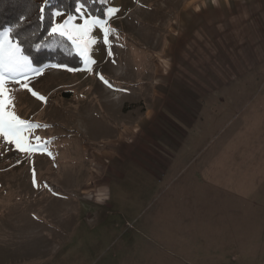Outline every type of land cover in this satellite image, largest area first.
<instances>
[{"label": "rangeland", "instance_id": "374dc122", "mask_svg": "<svg viewBox=\"0 0 264 264\" xmlns=\"http://www.w3.org/2000/svg\"><path fill=\"white\" fill-rule=\"evenodd\" d=\"M106 5L94 64L44 66L46 101L14 92L50 142L0 139V264H264V0ZM172 137L191 163L152 178L139 163L167 167Z\"/></svg>", "mask_w": 264, "mask_h": 264}, {"label": "snow or ice", "instance_id": "6c2138e0", "mask_svg": "<svg viewBox=\"0 0 264 264\" xmlns=\"http://www.w3.org/2000/svg\"><path fill=\"white\" fill-rule=\"evenodd\" d=\"M99 3L106 5L107 0H99ZM50 6L51 0H43V3L38 6V19L41 22L44 21L45 12L50 11L51 22L45 43H35L32 47L37 51L42 47H47L52 51H68L62 47L63 41L67 40L86 64H94L95 61L88 55L91 45L97 42L96 38L91 36L93 28L100 29L103 34V43L106 45L109 43L108 36L114 32V29L107 26V20L104 17L89 12L86 0H75L74 12L65 13L60 8ZM117 11L118 9L108 7L104 16L110 17ZM58 17L66 18L57 22L56 18ZM28 18L21 16L16 26L6 27L0 31V139L6 143L14 144L21 152L31 154L42 151L50 141H41L39 136L33 135L35 129L46 128L48 125H40L22 119L15 112L14 92L20 89L27 90L39 101H46L43 95L29 86L31 78L41 75L44 68L33 65V60L26 51L24 39L17 31L19 25L26 22ZM77 20L82 21V23H75ZM68 54L71 52L68 51ZM109 55H111L110 51ZM51 66L67 68L68 71L76 70L62 63ZM99 78L111 87V84L104 80L103 76ZM13 84L17 86L15 89L9 87ZM32 140L36 143H32ZM35 183V171L33 170V184L35 185Z\"/></svg>", "mask_w": 264, "mask_h": 264}, {"label": "trees", "instance_id": "16d2710c", "mask_svg": "<svg viewBox=\"0 0 264 264\" xmlns=\"http://www.w3.org/2000/svg\"><path fill=\"white\" fill-rule=\"evenodd\" d=\"M74 2L75 0H51V6L60 8L65 13L74 12ZM42 3L43 0H0V31L6 27L16 26L21 16L29 17L26 22L19 25L17 31L24 39L26 51L30 54L33 65L44 67L62 63L76 69L81 63L67 40L63 41L62 47L70 51L71 54H68V51H52L47 47H42L37 51L32 47L35 43H45L51 22L50 11L45 12L44 21L41 22L38 19V6ZM86 4L91 14L105 17L107 5H101L99 0H86Z\"/></svg>", "mask_w": 264, "mask_h": 264}, {"label": "crops", "instance_id": "0c3cea01", "mask_svg": "<svg viewBox=\"0 0 264 264\" xmlns=\"http://www.w3.org/2000/svg\"><path fill=\"white\" fill-rule=\"evenodd\" d=\"M236 59V62H237V67H236V69L238 68V66H239V57H236L235 58ZM259 61H261V60H259ZM257 62H258V60H256V59H254V57H252L251 59H249L248 61H247V63L246 64H244V65H242L241 66V68H242V70H241V72H245V73H247L248 74V72L250 71V70H252V68H254L255 67V65L257 64ZM246 67V68H245ZM248 68V70L246 71V69ZM244 69V70H243ZM231 70V69H230ZM234 70V69H233ZM236 73H239V74H242V73H240V71H237ZM222 87V85H220V88ZM187 101V100H186ZM205 101H199L198 100V98H191V99H189V101H187L186 102V107H187V110L188 111H193V107H194V104H197V103H199V105L200 104H202V103H204ZM196 107V106H195ZM198 108V107H197ZM192 114H196V112H192L191 113V117H192V121L190 122V120H188V114L186 113V115H187V117H186V127L185 126H183V127H185L186 128V131L185 130H183V129H181V130H183L184 131V133L182 132V134H183V138L184 139H186V138H188V133H189V128H190V126H191V124H192V122L194 121L193 120V118H195ZM173 138V137H172ZM174 140H173V143H174V145L176 146H174V149H171V150H169L168 151V154H167V156H168V158H167V167H163V168H161L160 167V164H159V166L156 164V163H148V164H144V163H139V168L140 169H142V170H144L146 173H148V175H150L152 178H155V177H159L158 175H160V176H162V177H164L166 174H167V172H171V173H175V172H178L179 170H174L173 171V169L170 171L169 169H170V167L174 164V163H171V162H173L174 160H178V158H180V157H183L184 156V154L186 153V170L188 169V167H189V165H190V158L188 157V154H187V151H188V148H186V152L185 153H183V149H181L182 147L180 146V144H182V142L181 141H179V139H178V137H174L173 138ZM143 159V158H142ZM142 159H141V161H142ZM173 171V172H172ZM161 178V177H160ZM157 179V178H156Z\"/></svg>", "mask_w": 264, "mask_h": 264}]
</instances>
